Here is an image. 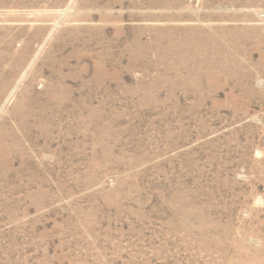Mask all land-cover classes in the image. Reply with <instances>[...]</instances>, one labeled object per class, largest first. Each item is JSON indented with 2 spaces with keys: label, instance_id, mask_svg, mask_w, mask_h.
<instances>
[{
  "label": "rangeland",
  "instance_id": "rangeland-1",
  "mask_svg": "<svg viewBox=\"0 0 264 264\" xmlns=\"http://www.w3.org/2000/svg\"><path fill=\"white\" fill-rule=\"evenodd\" d=\"M0 264H264V0H0Z\"/></svg>",
  "mask_w": 264,
  "mask_h": 264
},
{
  "label": "bare ground",
  "instance_id": "bare-ground-1",
  "mask_svg": "<svg viewBox=\"0 0 264 264\" xmlns=\"http://www.w3.org/2000/svg\"><path fill=\"white\" fill-rule=\"evenodd\" d=\"M170 32V31H169ZM180 46V45H179ZM172 48V47H171ZM179 48V47H178Z\"/></svg>",
  "mask_w": 264,
  "mask_h": 264
}]
</instances>
